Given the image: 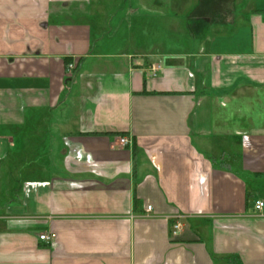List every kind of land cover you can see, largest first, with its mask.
<instances>
[{
	"label": "crops",
	"instance_id": "obj_1",
	"mask_svg": "<svg viewBox=\"0 0 264 264\" xmlns=\"http://www.w3.org/2000/svg\"><path fill=\"white\" fill-rule=\"evenodd\" d=\"M259 200L264 0H0V264H264Z\"/></svg>",
	"mask_w": 264,
	"mask_h": 264
},
{
	"label": "built area",
	"instance_id": "obj_2",
	"mask_svg": "<svg viewBox=\"0 0 264 264\" xmlns=\"http://www.w3.org/2000/svg\"><path fill=\"white\" fill-rule=\"evenodd\" d=\"M74 68V64L73 63H69L67 64V69L68 70H72ZM159 68V65H152L151 66V75H155L157 73V70ZM119 142L121 145H126L128 143V139L124 136L122 137H119ZM255 209L259 210V209H262L264 207V201H256L255 203ZM151 210V206H147V211H150ZM181 222L179 220H176L175 223L172 225V233L173 234H176L180 228H181ZM51 237L45 233L43 234H40L39 235V239L41 240H45V241H48Z\"/></svg>",
	"mask_w": 264,
	"mask_h": 264
}]
</instances>
